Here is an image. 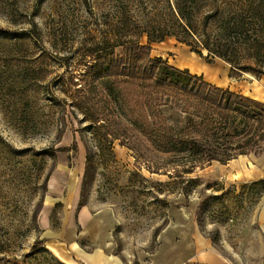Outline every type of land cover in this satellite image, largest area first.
<instances>
[{
	"label": "rangeland",
	"instance_id": "1",
	"mask_svg": "<svg viewBox=\"0 0 264 264\" xmlns=\"http://www.w3.org/2000/svg\"><path fill=\"white\" fill-rule=\"evenodd\" d=\"M236 21L264 38V0H0V264H64L46 240L89 251L101 234L122 264H203L205 241L225 264H264V180L240 175L247 160L191 166L151 149L126 111L105 107L96 129L78 96L97 44L138 39L264 98V75L240 69L264 72L248 38L222 34Z\"/></svg>",
	"mask_w": 264,
	"mask_h": 264
},
{
	"label": "trees",
	"instance_id": "2",
	"mask_svg": "<svg viewBox=\"0 0 264 264\" xmlns=\"http://www.w3.org/2000/svg\"><path fill=\"white\" fill-rule=\"evenodd\" d=\"M178 14L184 17L181 10ZM254 32L244 28L242 21L222 27L225 37L246 36L254 58L261 62H257L259 67H264V38ZM166 35L161 33L150 41H161ZM150 50L149 43L129 39L105 41L90 51L92 63L82 77L84 85L79 91L84 92L78 96L89 101L84 112L96 129L105 126V107L113 115L126 111L133 129L151 149L191 166L212 160L225 163L264 149V102L207 82L160 56L152 57ZM221 56L231 61L226 54ZM240 69L264 75L261 69Z\"/></svg>",
	"mask_w": 264,
	"mask_h": 264
},
{
	"label": "crops",
	"instance_id": "3",
	"mask_svg": "<svg viewBox=\"0 0 264 264\" xmlns=\"http://www.w3.org/2000/svg\"><path fill=\"white\" fill-rule=\"evenodd\" d=\"M173 66H176L177 68H187V67H180L177 65L172 64ZM201 70L198 68L194 73L192 74H198ZM219 79V78H218ZM214 82V81H213ZM218 86V82L215 81L214 83ZM222 88H228L232 91H235V86L231 85H225V86H219ZM234 87V90L232 89ZM239 92V91H238ZM237 92V93H238ZM240 93V92H239ZM244 95L245 91H242L240 94ZM251 98L255 99V97L258 98L255 94L249 93ZM247 96V95H245ZM249 97V96H248ZM260 99H256L259 101L264 102V98L262 96ZM248 162L247 166L245 167V170H239L240 175L246 176L249 179L256 180L264 177V149L257 155L254 154H247V155H239L236 158L230 159L227 161V163H232L233 166L239 167V165L242 163V161ZM236 171V170H235ZM234 175L236 174L233 173ZM68 209L70 211V214L72 212H76V199H72L70 201V204H68ZM264 210V208L262 209ZM87 209L82 206L80 209H78L79 214V221L81 222V225H86L87 222ZM261 217L264 219V211L261 212ZM71 228L70 224L69 227ZM264 228V227H263ZM105 243V244H104ZM106 237H104L103 234L99 236V243L93 247L91 250L87 251L84 248L81 247L79 242L76 239H72L68 242H65L63 240H57V239H50L46 240L45 247L49 252L56 256L58 259H60L64 264H74L79 263L82 261L84 264H122V261L120 260L119 256L110 253L106 249ZM201 257L198 262H202L203 264H225L221 261L219 258V255L213 253L211 244L208 241H205V245L201 247Z\"/></svg>",
	"mask_w": 264,
	"mask_h": 264
}]
</instances>
